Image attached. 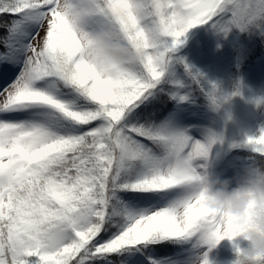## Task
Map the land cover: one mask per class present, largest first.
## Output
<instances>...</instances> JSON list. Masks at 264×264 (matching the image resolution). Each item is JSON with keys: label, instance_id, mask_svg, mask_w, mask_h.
I'll return each mask as SVG.
<instances>
[{"label": "snow or ice", "instance_id": "6c2138e0", "mask_svg": "<svg viewBox=\"0 0 264 264\" xmlns=\"http://www.w3.org/2000/svg\"><path fill=\"white\" fill-rule=\"evenodd\" d=\"M197 26L264 36V0H0V264H210L201 249L236 235L194 194L222 137L154 103L170 83L219 107L174 55ZM105 27L142 63H90ZM230 147L264 165V128Z\"/></svg>", "mask_w": 264, "mask_h": 264}, {"label": "rangeland", "instance_id": "374dc122", "mask_svg": "<svg viewBox=\"0 0 264 264\" xmlns=\"http://www.w3.org/2000/svg\"><path fill=\"white\" fill-rule=\"evenodd\" d=\"M237 37V29H233L227 36L216 33L209 26H197L183 38L176 57L183 58L187 64L199 66L204 71L206 82L215 83L224 77L230 62V45ZM176 78L190 84V78L184 72L183 65H176ZM241 95L238 109L242 114V122L234 134L227 132V123L224 120L221 108L202 105L197 101L193 87L177 89L172 92L178 95L170 108L169 115L175 122L184 128H189L190 134L203 139L207 130H212L222 137L223 142L214 145L209 158V170L224 179H231L242 166L251 163V159H243L238 155V149L232 148L233 143L242 142L264 128V57H261L255 66L244 70L241 74ZM188 94L189 99L180 101L179 95ZM233 186H235L233 182ZM229 240L225 238L210 251L204 246L201 251L207 252L210 264H224L228 260L225 245Z\"/></svg>", "mask_w": 264, "mask_h": 264}, {"label": "clouds", "instance_id": "9594fccd", "mask_svg": "<svg viewBox=\"0 0 264 264\" xmlns=\"http://www.w3.org/2000/svg\"><path fill=\"white\" fill-rule=\"evenodd\" d=\"M85 58L104 70L113 65L131 68L142 63L143 54L119 32L105 27L91 35ZM194 194L221 223L231 220L236 226V235L229 239L235 258L229 264H259L264 258V165L246 164L231 179L221 178L208 168L195 182ZM242 242L246 246H241Z\"/></svg>", "mask_w": 264, "mask_h": 264}, {"label": "trees", "instance_id": "16d2710c", "mask_svg": "<svg viewBox=\"0 0 264 264\" xmlns=\"http://www.w3.org/2000/svg\"><path fill=\"white\" fill-rule=\"evenodd\" d=\"M231 60L227 66V72L224 77L220 78L214 84L218 87L217 95L220 97L219 107L224 120L227 123V132L234 134L242 122V114L238 109L241 95V74L244 70L251 66H255L261 57H264V36L256 33L241 32L237 29V37L230 45ZM202 74L201 84L205 90L211 88L213 83L206 82L204 79V71L198 65L188 64ZM172 87L170 83L162 85L163 91L159 98L154 102L157 110H162V114H168L174 103L172 98ZM193 91L197 96V101L202 105L209 103L204 95V92L199 87L193 86ZM238 93V94H235ZM238 155L243 159H250L252 153L246 148H237ZM241 246H246V242H242ZM228 252V260L224 264H229L233 260V246L228 242L225 245ZM213 264V263H212Z\"/></svg>", "mask_w": 264, "mask_h": 264}]
</instances>
